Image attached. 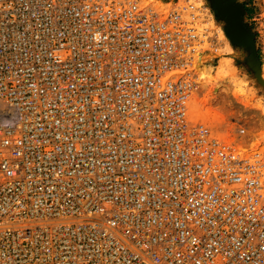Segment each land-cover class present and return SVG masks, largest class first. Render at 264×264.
<instances>
[{
    "label": "built area",
    "instance_id": "2783aa9c",
    "mask_svg": "<svg viewBox=\"0 0 264 264\" xmlns=\"http://www.w3.org/2000/svg\"><path fill=\"white\" fill-rule=\"evenodd\" d=\"M218 42L205 0H0V264H264V149L189 113Z\"/></svg>",
    "mask_w": 264,
    "mask_h": 264
},
{
    "label": "rangeland",
    "instance_id": "374dc122",
    "mask_svg": "<svg viewBox=\"0 0 264 264\" xmlns=\"http://www.w3.org/2000/svg\"><path fill=\"white\" fill-rule=\"evenodd\" d=\"M205 1L211 8L220 42L218 50L207 54L203 58L206 61L199 64L198 87L189 101L190 116L205 122L217 135L234 141L240 148L264 149V84L248 64L250 50L226 36L224 21L217 18L211 1ZM235 1L243 8L242 23L254 35L260 76L264 80V0ZM203 64L213 65L216 76L207 85L199 79ZM217 81L223 82L224 90L213 97L211 87Z\"/></svg>",
    "mask_w": 264,
    "mask_h": 264
},
{
    "label": "water",
    "instance_id": "95a60500",
    "mask_svg": "<svg viewBox=\"0 0 264 264\" xmlns=\"http://www.w3.org/2000/svg\"><path fill=\"white\" fill-rule=\"evenodd\" d=\"M235 0H211V5L214 6L217 18L223 20L224 32L226 36L233 42L246 46L250 50L249 66L254 71L255 76L261 84L264 80L261 79L260 62L256 53L254 44V35L249 32V29L241 21V13L243 8L240 4H236Z\"/></svg>",
    "mask_w": 264,
    "mask_h": 264
},
{
    "label": "bare ground",
    "instance_id": "6f19581e",
    "mask_svg": "<svg viewBox=\"0 0 264 264\" xmlns=\"http://www.w3.org/2000/svg\"><path fill=\"white\" fill-rule=\"evenodd\" d=\"M206 59V58H205ZM204 62V60L202 59L200 61ZM199 63V64H200ZM199 67V66H198ZM201 70H200V75H199V79L201 80V82L205 85H207L208 83H211L213 80L216 79L215 73H214V69H213V65L210 64H203V66H201ZM200 82V83H201ZM223 82L221 81H217L215 82L212 87H211V92L213 93V97H215V95H219L224 89H223ZM229 87V86H228ZM230 90V88H229ZM229 94V93H228ZM222 95V94H221ZM225 95V94H224ZM227 95V94H226ZM195 103V102H193ZM195 108L199 109V107L197 106V104H195Z\"/></svg>",
    "mask_w": 264,
    "mask_h": 264
},
{
    "label": "flooded vegetation",
    "instance_id": "af4514ba",
    "mask_svg": "<svg viewBox=\"0 0 264 264\" xmlns=\"http://www.w3.org/2000/svg\"><path fill=\"white\" fill-rule=\"evenodd\" d=\"M209 1H211V0H209ZM236 4H237V2L236 1H234ZM213 8H214V6H213ZM245 9V8H244ZM214 10H215V8H214ZM215 12H216V10H215ZM217 15V14H216Z\"/></svg>",
    "mask_w": 264,
    "mask_h": 264
}]
</instances>
